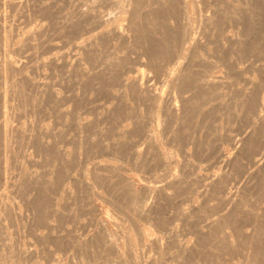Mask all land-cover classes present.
Here are the masks:
<instances>
[{
    "label": "bare ground",
    "instance_id": "1",
    "mask_svg": "<svg viewBox=\"0 0 264 264\" xmlns=\"http://www.w3.org/2000/svg\"><path fill=\"white\" fill-rule=\"evenodd\" d=\"M28 1L0 0V264L59 262L49 255L35 259L41 249L30 239L20 244L23 231L32 234L36 225L49 230L36 234L42 250L52 240L62 246V240L97 264H264V0H73L76 7L64 22L79 36L61 43H70L68 49L51 43L65 49L46 58L37 50L48 44L42 38L50 32L45 21L26 30L22 43L14 41ZM60 63L67 67L64 80L75 78L85 89L98 84L112 104H94L106 109L111 123L123 118L133 128H102L101 119H82L62 107L67 95L54 90L53 77L52 84L49 75L31 77ZM33 88L55 109L47 118L71 119V138L59 122L58 132L39 124L43 100L28 92ZM27 108L39 109L35 122L23 121ZM159 126L173 141L187 140L180 152L159 141ZM131 131L147 144L145 153L141 145L133 148L135 158H155L164 171L148 179L144 197L133 194L129 204L145 217L160 213L153 207L169 211L170 220L156 217L164 228L156 236L141 228L137 253L128 233V249L115 253L116 238L76 234L87 227L77 219V189L105 184L116 195L131 190L120 185L129 181L122 165L90 157L97 149L130 145ZM82 137L86 157L77 162ZM225 140L235 155L224 151ZM62 141L74 146L73 156ZM26 164L36 168L26 171ZM181 232L193 234L194 242L180 239ZM83 263L79 258L75 264Z\"/></svg>",
    "mask_w": 264,
    "mask_h": 264
},
{
    "label": "rangeland",
    "instance_id": "2",
    "mask_svg": "<svg viewBox=\"0 0 264 264\" xmlns=\"http://www.w3.org/2000/svg\"><path fill=\"white\" fill-rule=\"evenodd\" d=\"M47 1L49 3H53V5H51L47 8H44L42 4H43V2L46 3ZM73 2H74L73 0L72 1H68V0H43V1L42 0H40V1L30 0V1H28L27 6L24 8L25 9L24 10L25 16L23 15V18L26 20H24L22 18V21L24 24L22 23V21H21V23L23 26H21V24H20V30H23V27H24L25 31H21L22 32V34H21L20 30L19 31L16 30V32H15L16 35L14 38V41L16 42V44H20L19 42H21V43L23 42V39H25V36L27 34L26 30H29L33 27L37 28V25L39 23L43 24L42 22L45 21L44 25L46 23H47L46 24L47 26L49 25V28H50L49 31L50 32H49V34L46 33L45 35H43L42 38L45 36L44 39H46L48 41V44H45L41 48L38 47L39 49H37V50L39 52V56L46 55L45 57L41 56V58H46L47 56H49V54L51 55L53 53H59L60 50L62 51V49L67 48L63 44L62 45L65 48H63V47L61 49L60 48H51L50 44L51 43H54V44L60 43V45H61V43H63L64 40L65 41H73V40L77 39V37L79 36V32H76L72 28V26L66 25L64 22V20H65L64 16L68 12L74 11L73 6H75L74 5L75 3H73ZM26 14H27V16H26ZM26 17L30 20H28ZM41 18H43L44 20H42ZM27 20L29 21V24H28ZM26 24L29 26L27 27ZM32 24L34 26H32ZM25 25L27 28H25ZM88 34L89 33H87L86 36ZM66 46H68V48L71 47L70 43H68ZM110 49H111V51H110L111 54L113 52L115 53V49L113 47H111ZM68 61H73V60H72V58H70ZM29 68L32 69L31 67H29ZM66 68L67 67H65V65H63V63H60L59 66L55 65V67L54 66H46V67H41L37 70L33 69L34 72L28 68L27 69H28V72H29V70H30V72L32 71L31 73H33V74H31V75H33V76H31V77H33V78L34 77L40 78V76L43 77V75L46 74V75H49V77L48 76L47 77L49 78V81H50V79L53 77L51 79V81L56 80V81H54V84H55L54 90H56V91L59 90L58 92L61 94V96L64 95L63 93H65L67 95V96L64 95L65 97H63V99L66 101L64 103H62L63 104L62 107L65 109H68L69 111L71 110V112L73 110V112H75L76 115H78V114L80 115V118L83 119V117H84V119H99V120L101 119L100 120V127H102V128L114 126L117 129L118 127L126 126L127 124L130 128H133V124L129 120H123V118H120L119 121H113L111 123V119L105 117L106 113H107L106 109L104 110L103 107H102V109H101V107L97 108V106L99 105V103H100V105L103 103L105 105H111L112 101L107 100L108 99L107 96H105L104 94H102L98 90V84H95L90 89H85L82 87V85L80 83H78V81L75 78H73L71 80H64L63 77L67 73ZM35 71L37 72V74L35 73ZM39 71H40V74H39ZM41 73H43V74H41ZM51 73H54V74H52V76H51ZM64 73H65V75H64ZM219 74H220V72H219ZM60 76H62V77H60ZM58 77L61 79L63 78V79L61 81L59 79V81H58ZM255 77L259 78V75L255 74ZM52 82H51V84H52ZM31 89H32V87L30 88V90ZM34 90L35 91H28V92H31V93L36 92L37 94L41 95V96H39V95L36 96V98H38V99H39V97L42 98V93L36 89H34ZM34 95H35V93H34ZM44 98L39 99V100L42 101ZM55 98L56 97H54V99ZM96 98H97V101H96ZM94 101H96V102H94ZM107 101H109V102H107ZM42 102H41L42 103V110L40 109L41 112L38 113L39 109H34V111H35L34 112L35 116H34L33 115L34 113L32 112V108H30V109L27 108L29 111L31 110L32 113L29 112L28 110H26L27 114L26 113L25 114L28 115V117L27 116H26L27 118L23 117V121L25 120V122L26 121L28 122V120L31 118L29 120V122L30 121L35 122L34 119L37 116L36 113H38V115L45 113L42 116L40 115L41 117L38 116V119H40V118L42 120L44 119L43 121H41V119L39 120V122L41 121L39 123L40 125H43L45 127L51 126V128H55V130L57 129L58 131H60L59 127L66 129V132L68 133L66 135V132H65L66 138H71L70 136H73V134L75 133V131L73 129H69V126H68V123L71 121V119H69V117H66L65 119H61L59 117L56 118V116H55V118H53L54 116H52V118H50L51 116L47 118V116H45L46 112L50 111V109L52 110L53 106L51 105V103L49 101L43 100ZM46 102H49V103H46ZM94 103L95 104L97 103L96 107H95ZM45 104H47V105H45ZM89 105H91V106L89 107ZM43 106H45V109ZM87 106L90 109L87 108ZM93 106L95 107L96 110L94 109ZM91 107H93V110H91L92 109ZM22 109H24V108H22ZM43 109H44V111H43ZM54 110H52V111H54ZM28 112H29V114H28ZM42 117H45L46 119L42 118ZM38 119H36V122H38ZM56 119H59V121ZM103 120H105V121H103ZM58 122L59 123L61 122V124H59ZM62 122L64 124L66 123V125H64V124L62 125ZM56 123H58L57 125L59 127L56 125ZM54 124H55V126L53 127L52 125H54ZM56 126H57V128H56ZM67 126H68V128H67ZM193 128L195 129V133L204 134V131L202 130V128H199L197 126H194ZM63 129H61V131ZM208 129H209V124L207 126V131H208ZM156 130H158V132H159V141L163 142L164 146L169 147V149L176 150V151L180 152L181 148L183 147V145L187 141V140L179 141V142L173 141L171 139V137L164 132L163 126H159V128H157ZM91 132L93 133V131H91ZM128 134H132V135H130L131 140H132V143L130 145L128 144L123 149H113V150L97 149L95 152H91L90 157H91V159L92 158L101 159V160H105V161H109L112 163L122 165L124 167L123 173L128 178L127 179L124 177L125 179L124 178H122V179L126 180V182L129 180L128 182H131V183L128 184V182L125 183V181L122 180L120 185H122L125 188L128 186L127 189L129 188V185H130L129 189H131V190H128V192H126V194L116 195L105 184H101V185L97 184L95 187L96 190H94V191L87 190L83 186H82V189H77L79 197H80V200H79L78 205H77V207L79 208L77 219L81 220V221L84 220L83 222L87 223V227L85 229H78L77 231H75L76 234L81 235L82 237H90L89 235H91V237L92 236L94 237L95 241H96L97 237L101 238V236L104 238H107V239L116 238L117 243H116V241H113L112 239H110L113 242H115L114 243L115 244L114 245L115 250L118 249V251H115V253H118L119 250L125 251L126 249H128L126 247L127 243H125L126 239H128V237H129L128 235H126L127 233L130 235V238L133 239L132 241L136 244L135 245V247H136L137 243H138V237H137L138 232L141 231L142 229H143L142 232L147 230V231L153 233V236L154 235L156 236V235L164 232V228L159 227V225L156 223V220H157L156 217H163L164 218V216H165L166 219L170 220L169 211H163L162 212L161 210L159 211L157 208L153 207L155 210H157L160 213L159 214L153 213L150 217H145V216L138 215V212L136 210L132 209V207L129 204L130 196L133 194L144 197L145 196L144 192H145V189L147 186L148 179H152L154 177V175L159 174L164 170L162 169L161 165H159V162H156L155 158H152L153 162H150L149 159H143L144 156H141V160H140V158L136 159L134 154H133V151H132L133 148L137 145H141L142 148L144 149V153H145L147 151V144L144 143L143 139L140 137L138 132L131 131L129 133H126V135H128ZM97 136H99V135H97ZM44 137H45V139H47V136L44 135ZM52 137L54 140L55 139L54 136H48L47 140H52ZM84 139H85V137H82L80 139L79 144H78L79 154L77 152L76 157H79V158L78 159L75 158L77 160V162L78 161L83 162L85 160V157H86V154L84 152L86 142H84ZM105 141L107 142L108 138H103L104 143H106ZM193 141H194V139H193ZM61 143L65 144L66 142L62 141ZM61 143L59 145L62 146V148L67 144L66 143L65 145H62ZM64 148L70 149V153L68 155H70V156L74 155L72 153V149L74 148V146H72L71 143L68 142V145H66ZM76 149H77V147H76ZM192 150H193V153H197L195 146L192 148ZM224 151L226 153L228 152V154H230V155L236 154V150L233 149L231 147V145H229L228 140H225ZM27 153L31 157L34 156V153L32 151H28ZM197 156H199L198 153L196 154V157ZM179 158L181 159V157H179ZM33 168H36V167L32 166V168H31V165L29 166V164H26V166H25L26 171L32 170ZM213 169L218 170L217 167H214ZM176 170L179 171V166L176 167ZM98 172H100V171H98ZM130 192H132V194H130ZM131 198H132V196H131ZM153 200L154 199L152 197H148L147 198L148 204L152 205ZM21 209L24 210L25 208L22 207ZM25 213H27L29 215H31V214L33 215V213H31V211H29V212L26 211ZM73 223L74 222L70 221V220L64 221V224H68L70 226L73 225ZM11 229L13 230L14 228L12 227ZM24 231H26V230H24ZM24 231H23L24 236L23 235L20 236L22 238V240L20 239L22 241V242H20V244L22 243V245L27 246V245H25V241L30 239L32 241V243L35 244L33 246H35L38 249H41L40 250L41 252L39 251L38 252L39 254L37 253L35 259H41L43 256L49 255L48 258H54L55 257V258L59 259V262L57 260H55V261L53 260L49 264H55L56 262H58L56 264H71V263L73 264L74 262L77 263L79 261V258L84 261L83 264H97L98 260L93 261V262H92V260H90V257H89L90 253L81 252L79 254L80 255L79 256L77 251H75V249L68 248L67 243L65 241H62V240H59L61 242L62 246H59L55 240H52L42 250L41 244H40L39 240L37 239L36 234L38 232L49 234V230L45 226L36 225L34 227L32 234H30V232L27 231L28 234L26 235L27 232L24 233ZM84 233H85V235L83 236L82 234H84ZM21 234H22V232H21ZM182 234H184V232H181L179 234L180 237L178 236L180 239L183 237L182 239L185 241L194 242L195 236L193 234L186 233L183 236H182ZM26 236H28V237H26ZM107 239H106V241H109ZM100 244H104V242L102 241ZM105 244L108 245V242ZM116 246L118 248H116ZM124 248H126V249H124ZM134 249H136L135 250L136 253L139 250L138 247H136ZM138 254H140V253L138 252ZM99 258L103 259L100 256L98 257V259ZM140 258H142V257L139 255V259ZM95 259H97V258H94V260ZM30 262H32V261H30ZM101 262H103V261L101 260ZM101 262L99 260L98 263H101Z\"/></svg>",
    "mask_w": 264,
    "mask_h": 264
}]
</instances>
